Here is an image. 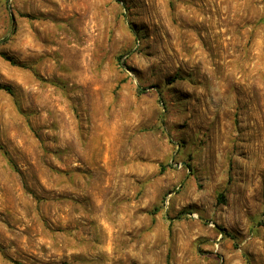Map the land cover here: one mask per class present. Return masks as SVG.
I'll return each instance as SVG.
<instances>
[{
	"label": "rangeland",
	"instance_id": "374dc122",
	"mask_svg": "<svg viewBox=\"0 0 264 264\" xmlns=\"http://www.w3.org/2000/svg\"><path fill=\"white\" fill-rule=\"evenodd\" d=\"M0 86V264H264V0H0Z\"/></svg>",
	"mask_w": 264,
	"mask_h": 264
},
{
	"label": "trees",
	"instance_id": "16d2710c",
	"mask_svg": "<svg viewBox=\"0 0 264 264\" xmlns=\"http://www.w3.org/2000/svg\"><path fill=\"white\" fill-rule=\"evenodd\" d=\"M0 88H3L4 90H7L8 92H11L10 91V88L7 87V86H0ZM6 155V153H4ZM8 158V157H7ZM8 160L10 161V159L8 158ZM11 162V161H10ZM217 199L219 200V202H222L223 201V193H219L218 196H217Z\"/></svg>",
	"mask_w": 264,
	"mask_h": 264
}]
</instances>
